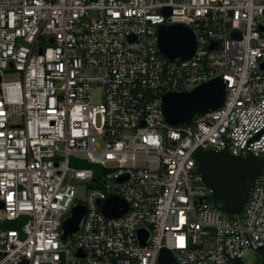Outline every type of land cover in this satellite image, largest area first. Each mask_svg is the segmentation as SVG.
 Listing matches in <instances>:
<instances>
[{
  "label": "built area",
  "instance_id": "obj_1",
  "mask_svg": "<svg viewBox=\"0 0 264 264\" xmlns=\"http://www.w3.org/2000/svg\"><path fill=\"white\" fill-rule=\"evenodd\" d=\"M174 24L195 35L189 59L158 49ZM263 26L264 0H0V223L13 224L0 226V264H158L163 248L179 264H245L249 249L262 264L264 165L244 211L228 214L195 154L264 161ZM215 78L219 108L166 120V92ZM110 197L127 211L107 216Z\"/></svg>",
  "mask_w": 264,
  "mask_h": 264
},
{
  "label": "water",
  "instance_id": "obj_2",
  "mask_svg": "<svg viewBox=\"0 0 264 264\" xmlns=\"http://www.w3.org/2000/svg\"><path fill=\"white\" fill-rule=\"evenodd\" d=\"M261 29L264 31V26ZM196 47L193 31L184 24L159 27L158 49L170 60L189 59ZM225 93V83L221 78H215L190 91L166 92L162 98V109L169 123L189 125L196 114L219 108L224 102ZM195 156L202 180L212 190L214 206L224 213L241 214L249 199L253 182L262 172L264 165L262 157L236 156L226 151L214 150L197 151ZM85 209L81 203L72 208L71 216L63 223V238H67L79 229ZM127 209L128 204L118 197H110L103 205V210L109 217H117ZM139 237L141 244H144L148 232L144 229L139 230ZM27 263V260H24L20 264ZM158 264H179V262L171 250L163 248ZM232 264L243 263L237 261ZM262 264H264V256Z\"/></svg>",
  "mask_w": 264,
  "mask_h": 264
},
{
  "label": "rangeland",
  "instance_id": "obj_3",
  "mask_svg": "<svg viewBox=\"0 0 264 264\" xmlns=\"http://www.w3.org/2000/svg\"><path fill=\"white\" fill-rule=\"evenodd\" d=\"M100 100H101V94L99 92L95 93L92 96L93 102H98ZM76 184H77L78 196L80 199H83L85 196V185L87 183L84 181H76ZM241 260L245 264H258L260 262V256L256 251L249 249L244 252V256L241 258Z\"/></svg>",
  "mask_w": 264,
  "mask_h": 264
},
{
  "label": "trees",
  "instance_id": "obj_4",
  "mask_svg": "<svg viewBox=\"0 0 264 264\" xmlns=\"http://www.w3.org/2000/svg\"><path fill=\"white\" fill-rule=\"evenodd\" d=\"M83 165H89V164H87V163H84ZM94 166V165H93ZM11 226V225H13V224H11V223H6V224H1L0 223V226Z\"/></svg>",
  "mask_w": 264,
  "mask_h": 264
}]
</instances>
